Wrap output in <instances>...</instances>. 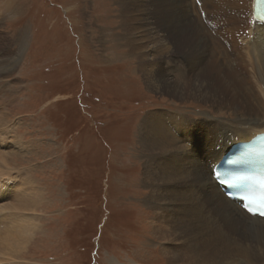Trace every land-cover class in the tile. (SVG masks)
Masks as SVG:
<instances>
[{
    "label": "rangeland",
    "instance_id": "374dc122",
    "mask_svg": "<svg viewBox=\"0 0 264 264\" xmlns=\"http://www.w3.org/2000/svg\"><path fill=\"white\" fill-rule=\"evenodd\" d=\"M191 1L192 15L184 17L176 6L185 0H148L153 33L157 30L168 40L163 47L143 42L165 54L156 57L160 61L156 68L179 86L184 83V69L190 79V71L202 65L215 78L223 77L224 84L213 81L214 87L198 93L185 86L183 96L178 95L181 89L162 85L158 91L147 84L137 66L139 59L125 46L119 0H20L14 11H3L0 38L6 36V45L2 46L18 58L5 80L17 83L21 91L12 102L0 82V118L6 116L8 122L6 131L0 128V151L12 150L15 135L21 136L29 149L26 155L12 158L22 170H31L42 190V197L37 190L40 204L35 207L38 229L18 256L11 255L12 260L131 264L137 259L133 264H168L161 247L151 246L153 212L144 204L149 191L142 178L144 117L167 109L192 124H215L220 118L232 125L234 120L239 122L240 130L243 124L264 126L260 74L218 37L212 38L215 35L207 26L206 32L202 30L200 14ZM218 2L229 14L233 11L229 0ZM222 26L224 35L238 37L237 44L241 43L243 28L239 31L229 22ZM134 32L140 41L146 37L137 24ZM203 96L210 99L205 101ZM24 190L25 185L11 207L20 220L33 213L23 207ZM155 213L160 217L159 210ZM249 239L264 248V234Z\"/></svg>",
    "mask_w": 264,
    "mask_h": 264
},
{
    "label": "bare ground",
    "instance_id": "6f19581e",
    "mask_svg": "<svg viewBox=\"0 0 264 264\" xmlns=\"http://www.w3.org/2000/svg\"><path fill=\"white\" fill-rule=\"evenodd\" d=\"M185 1L186 3H179L176 8L181 11L182 16L188 17L192 15L193 9L189 6L192 1ZM213 1L215 6L208 15L207 24L206 20L201 18L202 30L206 32L208 27L211 31L215 27L220 28L222 24L227 25L228 22L237 25L239 31L243 28L241 43L237 44L238 37L233 35L220 34V37L224 39L222 42L228 49L237 53L240 60L260 74V80L264 82V28L259 26L251 28L253 0H229L233 8L230 14L221 9L218 0ZM19 3L20 0H0V23L5 16L3 11H14ZM119 5L122 28L125 31L123 35L125 46L129 53L139 59L138 69L143 71L151 88H157L159 91L162 85H169L172 87L171 90L181 89L178 95L183 96L185 86L192 89L193 93H198L201 88L214 87L213 81L224 84L221 81L223 77L217 75L215 78L213 72H209L205 65L195 72L190 71L192 73L190 79L185 76L187 70L184 69V83L181 86L162 77L156 68L160 61H155L160 54L148 49L147 44L143 42L154 41L155 47L159 44L163 47L165 43L167 44L168 38H164L165 35L161 37L157 30L155 34L153 33L152 17L146 11L149 7L148 0H119ZM136 24L146 35L141 41L134 32ZM4 38H0L2 48V45H6ZM21 39L24 44L23 38ZM191 39L194 38L189 36V40ZM228 40L232 41L233 49L231 44L226 42ZM178 41H181V38ZM198 43L205 47L202 39ZM198 43L193 46H198ZM216 44L220 46L218 42ZM3 49L4 51H0V82L9 90L7 94L12 95L13 102L21 89L17 83H10V80L5 79L12 72L18 58H12L8 48ZM5 99H8V96ZM203 99L206 101L210 98L203 96ZM6 118V116L0 118V128H4L5 131ZM191 122L181 113L157 109L148 112L141 125V145L144 150L142 178L144 186L149 190L144 204L153 212L151 222L154 227L151 232L155 239L152 240L151 246L161 247V251L168 258V264H264V248L249 239L250 235L256 233L264 234V218L253 217L223 196L211 172L212 162L219 157L221 151L240 139L264 131V126L243 124L244 128L240 130L237 128L239 122L236 123L234 120L231 123L235 125H232L230 121L225 122L220 118L215 120V124L198 125L197 121H193V124ZM14 140L12 150L0 151V264H19L11 259V255L18 256L17 254L27 247L39 224L35 207L40 204L36 198L39 196L37 190L42 197L41 186L35 183L30 169L28 172L15 165L12 157L26 155L24 153L29 148L28 143L23 142L18 134ZM23 185H25L23 207L33 213L23 215L20 220L19 215L12 211L11 207L13 198L23 190ZM156 209L160 211V217H157ZM132 261L138 262L137 259Z\"/></svg>",
    "mask_w": 264,
    "mask_h": 264
},
{
    "label": "snow or ice",
    "instance_id": "6c2138e0",
    "mask_svg": "<svg viewBox=\"0 0 264 264\" xmlns=\"http://www.w3.org/2000/svg\"><path fill=\"white\" fill-rule=\"evenodd\" d=\"M260 215H264V213H260Z\"/></svg>",
    "mask_w": 264,
    "mask_h": 264
}]
</instances>
